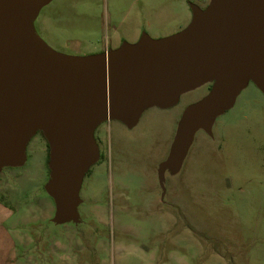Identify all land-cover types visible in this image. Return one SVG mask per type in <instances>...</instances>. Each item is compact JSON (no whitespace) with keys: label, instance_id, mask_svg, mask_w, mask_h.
I'll use <instances>...</instances> for the list:
<instances>
[{"label":"rangeland","instance_id":"374dc122","mask_svg":"<svg viewBox=\"0 0 264 264\" xmlns=\"http://www.w3.org/2000/svg\"><path fill=\"white\" fill-rule=\"evenodd\" d=\"M210 2L39 0L18 7L17 19L36 46L84 58L173 36ZM212 86L148 107L132 126L99 122L68 212L53 189L51 144L32 134L22 163L0 166L16 245L6 264H264V91L253 78L165 166L186 109Z\"/></svg>","mask_w":264,"mask_h":264},{"label":"water","instance_id":"95a60500","mask_svg":"<svg viewBox=\"0 0 264 264\" xmlns=\"http://www.w3.org/2000/svg\"><path fill=\"white\" fill-rule=\"evenodd\" d=\"M38 1L0 0V166L22 163L28 139L43 131L64 212L95 158L99 122L121 118L132 126L144 109L169 107L213 82L186 109L169 166L200 124L209 129L234 104L249 79L264 91V0H211L205 11L195 6L190 25L173 36L84 58L27 38L17 8Z\"/></svg>","mask_w":264,"mask_h":264},{"label":"crops","instance_id":"0c3cea01","mask_svg":"<svg viewBox=\"0 0 264 264\" xmlns=\"http://www.w3.org/2000/svg\"><path fill=\"white\" fill-rule=\"evenodd\" d=\"M10 210L6 204L0 202V264H6L14 248L15 241L11 237V230L5 225Z\"/></svg>","mask_w":264,"mask_h":264},{"label":"flooded vegetation","instance_id":"af4514ba","mask_svg":"<svg viewBox=\"0 0 264 264\" xmlns=\"http://www.w3.org/2000/svg\"><path fill=\"white\" fill-rule=\"evenodd\" d=\"M117 49H119V48L113 49L112 51H114V50H117ZM110 50H111V49H110ZM110 50H109L108 52H106V53H109V52H111Z\"/></svg>","mask_w":264,"mask_h":264}]
</instances>
